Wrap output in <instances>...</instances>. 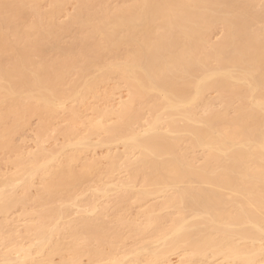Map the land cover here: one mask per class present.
I'll use <instances>...</instances> for the list:
<instances>
[{
    "label": "bare ground",
    "instance_id": "obj_1",
    "mask_svg": "<svg viewBox=\"0 0 264 264\" xmlns=\"http://www.w3.org/2000/svg\"><path fill=\"white\" fill-rule=\"evenodd\" d=\"M39 1L0 0V152H20L13 161L18 172L0 181V215H9L18 203L28 206L31 199L24 206L23 193L34 198L30 189L37 178L42 188L34 200L47 208L39 210L37 223H24L34 243L2 250L0 264H55L60 255V264H80L83 256L91 264H170V255L182 249L187 254L179 264H215L217 257L227 264H264V6L259 8L264 0H122L116 8L108 7L109 0H79L67 23L57 20L66 1L49 0L46 13ZM30 12L35 20L28 23ZM218 26L223 37L213 42ZM114 78L125 84L130 99L120 109L113 102L104 111L89 106L86 97ZM211 92L221 106L208 99ZM69 101L79 103L77 109ZM83 102L89 107L82 108L85 113L99 108L98 117L80 114ZM61 111L74 117L63 119L68 122L66 131L60 130L67 136L63 146L30 154L14 149V137L31 117L40 120L42 139ZM81 115L88 120L81 119L88 122L86 129ZM115 143L124 150L107 155V167L99 166V159L87 160L86 150ZM123 169L129 179L117 181L114 176ZM92 176L100 179L97 184ZM88 179L98 186L87 184L96 190L83 210L76 193L86 197ZM18 181L24 183H19L22 195L16 193ZM116 192L120 206H129L132 194L144 202L140 207L159 194L165 200L141 211L143 223L136 221L139 210L132 215L136 220H127L128 209L122 210L125 214L112 219L111 232L108 220L95 218L101 210L95 196ZM72 207L81 209L74 210L82 214L76 221L67 218ZM170 209L173 213H163ZM121 226L141 240L118 255L117 246L107 249L103 243L125 238ZM66 236L73 240L66 242Z\"/></svg>",
    "mask_w": 264,
    "mask_h": 264
},
{
    "label": "rangeland",
    "instance_id": "obj_2",
    "mask_svg": "<svg viewBox=\"0 0 264 264\" xmlns=\"http://www.w3.org/2000/svg\"><path fill=\"white\" fill-rule=\"evenodd\" d=\"M66 1V8H65V6H64V11L61 13V15H59V17H58V22H63V23H67L68 22V20H70L71 18H70V16L71 15H73L75 12H77V10L79 9V7L81 6V5H79V3H81V2H83V1H81V2H79V0H64V2ZM84 1H90V0H84ZM107 0H105V2H106ZM125 1H127V0H125ZM124 1V2H125ZM124 2H122V0H109L108 2H106L107 3V5H108V7H109V5H111L110 7H112V8H116V5L117 4H119V6H121V5H123V3ZM112 4H113V6H112ZM78 5H79V7H78ZM259 8L262 6H264V1H262L261 2V4L259 3ZM118 7V6H117ZM261 7V8H262ZM39 8H40V10H41V12L42 13H46L47 11H49V9H51V6H50V3H49V0H40L39 1ZM77 8V9H76ZM72 17V16H71ZM35 20V17H34V14L32 13V12H30L29 13V15H28V17H27V19H26V21L28 22V23H31L32 21H34ZM28 23H26V24H28ZM20 24V23H19ZM22 24H25V23H22ZM22 24H20L21 25V27H22ZM62 24V23H61ZM213 35V37H212V41L214 42V41H220L219 39H222V37H223V30H222V28H221V26L219 27H217V30H215L214 31V33L212 34ZM68 36H70L69 37V39H71V35H68ZM64 38V37H63ZM63 38H62V40H63ZM68 38H66L65 37V39H64V42L67 44V41L69 40ZM63 42V41H62ZM61 42V43H62ZM63 42V43H64ZM72 41H69V43H71ZM213 42H211V43H213ZM64 43V46L66 45ZM216 43V42H215ZM62 45V44H61ZM69 44H67L66 46H68ZM72 75H73V77H72ZM72 75H70L71 77H72V79L74 78V80L77 78L76 76H74V74H72ZM70 77V78H71ZM69 78V79H70ZM71 79V80H72ZM68 80V79H67ZM73 81V80H72ZM121 81L119 80V79H117V78H114V79H111V80H109V82L107 81V83H104L103 85H101V87L99 86V88H98V90H97V93H96V95H93V97H90V96H88V97H86V98H88V99H85L86 100V103H88L89 104V106L90 105H93V107L95 106V105H97V106H99L100 107V110H102V108H103V110L102 111H104V110H106V109H104L105 107L104 106H113V104L116 106V107H114L115 109L116 108H121V104H122V102L124 103V102H127L128 101V99H130V98H128V97H130L129 96V94H128V92H129V90H127V88H126V86H125V84L123 85V83H120ZM69 83V82H68ZM71 83V82H70ZM69 83V84H70ZM69 86L67 85V86H65V88H68ZM210 95V96H209ZM95 96V97H94ZM208 96L210 97H208V99H210L213 103L216 101V99H217V94L216 93H214V92H211L210 94H208ZM216 97V98H215ZM213 98H215L214 99V101H213ZM218 100V99H217ZM73 101H69L68 103V105L71 107L72 106V108L74 107V105H75V108L76 107H78L77 105L79 104V103H72ZM113 102V104H111ZM218 102V101H217ZM217 102H216V104H217ZM83 103H85V102H83ZM85 103V104H86ZM108 103H110L111 105H109ZM81 104V103H80ZM88 104H86V105H84V104H81L82 106H79V112H80V114L83 112V113H85V109L87 108H89V107H86V106H88ZM215 104V103H214ZM215 104V105H216ZM219 104H221L220 102H218V104H217V106L219 105ZM69 106H67V107H69ZM216 106V107H217ZM219 106H221V105H219ZM86 107V108H85ZM93 107H91L92 109H93ZM96 107V106H95ZM215 106H214V108H216ZM82 108H84V110L82 109ZM90 108V111L92 110ZM109 108V107H108ZM119 108V109H120ZM221 107H217V109H220ZM71 109V108H70ZM77 109V108H76ZM93 110H95V108L93 109ZM97 110V111H96ZM96 110L95 111H91L92 113H90V111H88V112H86L85 113V115L87 114V116L86 117H88L87 119L88 120H90L89 119V117L91 118L92 117V119L93 118H96V115H97V117H98V110H99V108L97 109L96 108ZM66 111H68V110H66ZM87 111V110H86ZM97 112V113H96ZM145 112V111H144ZM143 112V113H144ZM67 113H69L70 114V112L68 111ZM66 112L63 114L62 113V111L60 112V115L58 116V119H56V121L54 122V123H52L51 122V124H53V128L50 126V131H48V129L46 130V131H48V133H47V135L44 137H42V139H41V137L39 136V133H40V131H39V126H40V120L37 118V117H35V118H33V117H31V119H30V125L27 127V128H25V130L23 131L22 130V133L19 135V136H16V137H14L15 139H13V141H14V143H12V145H15V147H14V149L17 147V149H18V147L19 148H22V150H20V151H23V153L25 154V153H29L30 154V152L29 151H32V153H34L35 152V150H37L38 151V149L40 148V147H43L44 149H48L49 148V150H53V149H55V148H60V144L59 143H61L62 145L61 146H63L64 144V142L65 141H67V140H65L64 142H63V140L64 139H66L67 138V136H65V138H64V134L62 135L61 134V132H60V130L61 131H63L64 129H65V126L67 127V125H68V122H65V121H67V120H63V119H65V118H68V116H71V115H69V114H67ZM83 113H82V115H83ZM96 114V115H94V114ZM59 114V113H58ZM65 114H67V115H65ZM90 114H93V116H88V115H90ZM65 115V116H64ZM81 115V117H79L78 118V120H80L81 122L85 119V120H87L86 119V117H84V119L82 118L83 116ZM84 115V116H85ZM145 115H147V116H145L144 118H147V117H149V114L147 113V111L145 112ZM67 116V117H66ZM73 116V115H72ZM72 116H71V118H72ZM70 118V117H69ZM69 118H68V120H69ZM74 118V117H73ZM72 118V119H73ZM111 118H112V116H111ZM72 119H71V121H72ZM81 119H83V120H81ZM87 120V121H88ZM1 121V120H0ZM64 121V122H63ZM70 121V123H71V125H72V122ZM80 121H78V123H79V129H78V131L79 132H81L82 130L81 129H83L84 128V125L83 124H80L81 122ZM87 121H84V122H86V124H85V129H86V126H87ZM116 121H117V118H115V116L113 117V119L112 120H110V122H109V124L111 125V123L112 124H114V123H116ZM144 121V120H143ZM84 122H82V123H84ZM0 123H2V122H0ZM70 123H69V125H70ZM144 123H145V121H144ZM2 126H3V123L1 124ZM70 125V126H71ZM89 125V124H88ZM69 126V127H70ZM62 127H64V128H62ZM63 130H62V129ZM77 128V127H76ZM59 130V131H58ZM84 130V129H83ZM88 130V129H87ZM65 131H66V129H65ZM64 132V131H63ZM66 133V132H65ZM83 134L84 133H88L89 134V132H87V131H85V132H82ZM81 133V134H82ZM42 133H40V135H41ZM87 134V135H88ZM44 135V134H43ZM67 135V134H66ZM85 135V134H84ZM42 136V135H41ZM102 137H105V135H103V136H101V137H92V140H93V142L94 143H96L100 138H102ZM72 139L74 138V136L73 137H71ZM39 139H41V141L39 140ZM42 142L40 145L41 146H39V144H37L38 145V148H36V142ZM39 142V143H40ZM43 144V145H42ZM13 147V146H12ZM46 147V148H45ZM94 148V149H93ZM93 148H91L90 150H88V152H87V150H86V152H85V154H87L88 156H86V155H84V159L86 160V158H85V156L86 157H88L87 158V160L88 161H92V160H90V159H93V161H95L96 159H99V166H101L102 168H104V167H107L108 166V163H109V161L107 160V155H109V154H112V153H114V154H116L117 152H119V154H120V152L122 153V151L124 150V148H123V146H122V144H120V143H118V144H116L115 143V145H112L111 147H107V146H102V147H93ZM110 148V149H109ZM6 149V148H5ZM4 149V150H5ZM16 149V150H17ZM24 149V150H23ZM34 149V150H33ZM93 149V150H92ZM96 150V151H95ZM19 150H17V152H18ZM25 151V152H24ZM89 151H91V152H89ZM94 151V152H93ZM15 152V150H13V149H7V151H2V149H1V152H0V173H2V174H0V175H2V177L0 178L1 180L0 181H4L5 179H7V177H9V176H11V174L12 175H14L15 173L14 172H18V170L16 169V168H14V166H13V161H15L16 160V157H18L19 156V153L20 152ZM22 154V153H21ZM114 154H112V155H114ZM118 154V153H117ZM200 155V157H198L197 155ZM26 155H28V154H26ZM25 155V156H26ZM195 157L196 158H199V160L201 161V159L203 158V156L201 157V155H202V151H198L197 153H195ZM204 155V154H203ZM91 157H93V158H91ZM201 158V159H200ZM101 161V162H100ZM198 161V160H197ZM199 162V161H198ZM201 162H199V164H200ZM78 168H81L80 166H78ZM77 168V169H78ZM106 169V168H105ZM80 170V169H79ZM104 170V169H103ZM125 169H123V171L122 170H120V171H118L116 174H115V176H114V178H118L117 179V181L118 180H120V179H122V181H123V179L125 180L126 178H128L129 177V175L127 174V172L125 171ZM7 174L6 175V177H5V174ZM98 175V174H97ZM94 176H96L95 175V173H94ZM94 176H92V178L94 179V181H95V184H97V182L100 180L99 178L97 179H95L94 178ZM99 176V175H98ZM97 176V177H98ZM5 178V179H4ZM120 178V179H119ZM39 178H37V179H35V181L36 182H33V184L35 185H33L34 187L32 188V189H30L31 190V196L33 195V197L34 198H30V195H28L29 194V191H28V194H25V192L27 193V191L25 190V189H22V186L23 185H20L21 183H23L22 181H21V183L18 181V183L17 184H19L20 186H18L17 188H19L18 189V192H16V193H18V194H21L22 195V193H23V191L22 190H25V192L23 193V195H25L24 196V198L27 196V199L25 198V200H24V202H23V204H24V206H26V204L28 205V206H26V207H22L21 205H19V203H18V207H16V209H11V211L9 212L10 214L8 215V213L7 214H5L4 216L2 215V217H1V215H0V224H2L3 225V228L1 229V232H0V252H6L7 250H9L10 248H12L13 246L12 245H14V244H22V245H24L25 247H28L29 246V244H31L32 245V243H34V240L32 239V236H30V235H28V237H27V235L25 234L26 233V230L24 229V225L25 224H31V220L32 221H34V222H32V223H37L38 221H37V219H35L36 217H38V212H39V210L41 211L42 209H43V211H44V209H47V208H41L43 205H40L39 204V201L38 202H36L35 200H37L36 198H35V196L37 195V194H39V193H37L38 192V190H40L41 188H42V185H40L41 183H39V181H40V179L38 180ZM92 179V180H93ZM129 179V178H128ZM127 179V180H128ZM126 180V181H127ZM87 181V180H86ZM85 181V182H86ZM88 181H91V179H88ZM94 181H91V182H89V183H85V187L87 186V184H88V186L90 185H94V188H96L95 187V184H94ZM106 181V180H105ZM101 183V184H100ZM100 183H98L99 185H102V182H100ZM139 183V184H138ZM136 185V190H138V188L139 187H141L140 186V182H138ZM24 184V183H23ZM142 185V184H141ZM83 186V185H82ZM83 186V189H88V186L85 188ZM89 186V187H90ZM139 186V187H138ZM41 187V188H40ZM101 187V186H100ZM21 188V189H20ZM23 188H25V187H23ZM38 188H40V189H38ZM36 189V190H35ZM38 189V190H37ZM82 188H81V190H83ZM87 189H86V191H87ZM90 189V188H89ZM88 189V190H89ZM91 189H92V191L94 190H96V189H93V186L91 187ZM140 189V188H139ZM136 190H134V193L136 192ZM16 191H17V189H16ZM22 191V192H21ZM80 191V190H79ZM84 191V190H83ZM90 191V192H89ZM88 192H86L85 194V196L86 197H84L83 195V197L82 196H80V194H79V192L78 193H76V195H79L78 197L75 195V197H77V202L79 203L78 205H81L80 207H82L83 206V208H81V209H88V208H86L85 206H87V204H89L90 202V197L91 196H94L93 195V192L91 191V190H89ZM21 192V193H20ZM37 194H36V193ZM82 192V191H81ZM80 192V193H81ZM92 192V193H91ZM114 192V191H113ZM117 193V192H116ZM116 193H108V195L109 196H106V197H104V196H102V195H100V194H97L96 196H95V198H96V200H98V203H97V201L96 200H92V201H96V203L99 205V207H98V209L100 210L99 212H98V210H97V214L95 213V215H97V216H95V218L97 217V219H98V215L99 216H101V218L102 217H104V219H102L103 220V222H105V221H107L108 222V224L107 225H110L109 226V228L111 229V232H113V230L116 228V225L114 224L115 223V221H114V223H113V220H115V218H116V214H118V217L119 216H121L120 214L121 213H123V214H125L124 212H126V211H122V210H127L128 209V211L126 212V218H127V220H129V216H130V219L132 220V218L134 219V217L135 216H138V217H136V219H134V220H136V221H138L139 222V217H140V213H141V211L142 210H144V209H147V207L149 206V207H151L150 205H154V204H156V203H161V202H163V199L165 200V195L164 194H159L158 196H155L154 198H152V197H150L149 199H148V202H147V200L145 201V206H143V207H140V206H142L141 204H143L144 205V202L142 203V202H136V198H134L133 196L135 195V194H132V193H130V195L132 194L133 196H130L131 198H130V200L132 199V201H130V205L129 206H127V202H126V204L124 203V202H122L123 204L120 206L119 205V203H118V198L120 197L119 196V193H117L118 194V197H117V194ZM36 194V195H35ZM90 194H91V196H90ZM94 194H96V193H94ZM21 195H18L17 196V198H19ZM120 195H122V194H120ZM28 196H29V198H28ZM38 196V195H37ZM36 196V197H37ZM127 196V195H126ZM128 196H129V194H128ZM22 197L23 196H21V198L20 199H22ZM87 197H88V200H86L87 199ZM23 198V199H24ZM94 197H92V199H95ZM121 198V197H120ZM29 199H31V201H27L28 203H26L25 204V202H26V200H29ZM33 199V200H32ZM35 199V200H34ZM33 201V202H32ZM84 201V202H83ZM107 201H108V203H107ZM117 203H116V202ZM123 201V200H122ZM31 202L33 203V204H31ZM86 202V203H85ZM120 202V201H119ZM102 203V204H101ZM106 203L108 206H105V208H106V210L104 211L103 210V212H104V214L102 213V209H104L103 207H104V204ZM113 203H114V205L117 207V209L115 210L114 209V206H113ZM129 203V202H128ZM39 204V208H41V209H39L38 207H33V209L31 210V208H32V206H37ZM57 204V203H56ZM56 204H54V205H56ZM60 204V203H59ZM59 204H57L56 205V207H58L59 206ZM118 204V205H117ZM85 205V206H84ZM102 205H103V207H102ZM112 205V206H111ZM152 205V206H153ZM156 205H158V204H156ZM17 206V205H16ZM41 206V207H40ZM46 206V205H45ZM47 207H49L48 205H47ZM52 207H53V205H52ZM80 207H79V209H80ZM108 207V208H107ZM119 207H121L120 209H121V211H120V209H119V212L117 211L118 210V208ZM140 207V208H139ZM23 208V209H22ZM35 208V209H34ZM50 208H51V206H50ZM50 208H48V209H50ZM54 208V207H53ZM73 208V207H72ZM72 208L70 209V211H69V217H67L69 220H73V221H76V219L78 220V218L79 217H81L82 216V214H81V216H80V214L78 215V213H80V210L79 209H77L76 210V207H74L73 208V210H72ZM142 208V209H141ZM112 210V212H111V210ZM141 209V210H140ZM35 210H36V213H34V218H33V216L32 215H30V216H28L29 214H32V212H35ZM74 210H76V211H78V213L76 212V211H74ZM137 210H139L138 212H139V214H137L136 212H137ZM28 211V212H27ZM110 212V213H109ZM118 212V213H117ZM143 212V211H142ZM168 212H170V213H168V214H171V212L173 213V210L172 209H170V210H166V211H164L163 213H165V214H167ZM28 213V214H27ZM73 213V214H72ZM100 213V214H99ZM134 213H136L135 214V216L133 217L132 215H134ZM35 214H37V216H35ZM101 214H103V216L101 215ZM6 215H8V217L6 216ZM74 215V219H73V216ZM79 217H78V216ZM109 215V216H108ZM116 215V216H115ZM10 216V217H9ZM32 216V217H31ZM70 216L72 217V219H70ZM93 216V217H94ZM112 216H113V218H112ZM132 216V217H131ZM29 217H30V219H29ZM78 217V218H77ZM8 218V219H7ZM101 218H100V220H101ZM7 219V220H6ZM80 219V218H79ZM113 219V220H112ZM143 219V221H142V223L144 222V218H141V220ZM26 220V221H25ZM30 220V221H29ZM110 220H112V222L110 221ZM140 220V221H141ZM6 221V222H5ZM9 221V223L8 224H6L7 222ZM10 221H12L13 223H14V226L16 227V229L14 228V226L11 224L12 222H10ZM23 221V222H22ZM66 221H68L67 219H66ZM65 221V222H66ZM109 221L113 224V226H112V224L111 223H109ZM3 222V223H2ZM30 222V223H29ZM25 223V224H24ZM139 223H141V222H139ZM11 225V226H10ZM13 226V227H12ZM24 226V227H23ZM115 226V227H114ZM9 227H12V229H9ZM16 230V232L17 233H15L14 234V229ZM23 228V229H22ZM121 228V230H119V233L120 232H122L124 235L125 234H127L126 236H125V238L127 239L124 243H121L120 241L122 240L123 241V238H120V241L119 240H117V241H113V240H110V241H107V239L105 238L104 239V243H103V246L105 245V247L107 246V249L109 248V247H112V246H114V249H115V246H117L118 247V255H119V251H120V253L122 252V251H124L125 249H128V247L130 246V248L131 247H133V244H135L134 246H138V244L137 243H139L140 242V240H141V238H139V237H137V236H134V234L133 235H131L132 233H131V229L130 228H128V227H126V226H121L120 227ZM126 228V229H125ZM8 230H10V231H8ZM12 230V231H11ZM23 230H25L24 232H23V237L21 236H19V234L20 235H22V231ZM11 232V233H10ZM11 235H10V234ZM14 235H13V234ZM122 233H121V235H122ZM18 234V235H17ZM25 235H26V237H25ZM123 235V236H124ZM3 236H4V238L5 239H2L3 238ZM9 236H12V240H10L8 237ZM20 238H19V237ZM130 238H129V237ZM18 237V238H17ZM131 237H133V238H131ZM25 238L27 239V240H25ZM124 238V239H125ZM137 238H139V240L137 239ZM8 239V240H7ZM30 239V240H29ZM10 240V241H9ZM15 240V241H14ZM25 240V241H24ZM33 240V241H32ZM73 240V239H72ZM72 240H70L69 239V237L68 236H66V242H70V241H72ZM149 240V239H148ZM31 241V242H30ZM111 241H113V242H111ZM155 241V240H154ZM7 242V243H6ZM21 242H23V243H21ZM29 243V244H28ZM2 245H4V247L2 246ZM27 245V246H26ZM7 246V247H6ZM3 247V248H2ZM8 247H10V248H8ZM30 247V246H29ZM92 247L93 248H96V245H92ZM34 248V247H33ZM123 249V250H122ZM2 250H4V251H2ZM117 250V249H116ZM122 250V251H121ZM108 251V250H107ZM116 252V251H115ZM186 252L182 249V250H178V251H176V252H174V253H172V255H170V258H169V263L170 264H179L184 258H185V256H186ZM61 256V255H60ZM60 256H56L55 258H54V261L56 262V263H61V261H62V259H61V257ZM121 256V255H120ZM88 256H83L82 258H81V261H80V264H91V262H90V258L88 259L87 258ZM40 258V257H39ZM64 258L65 259H69L70 257L68 256V255H65L64 256ZM107 262H109V260H103L101 263H107ZM213 262H216L215 264H227L228 262H226V259H224V258H222V257H217V258H215V259H213ZM55 263V264H56ZM59 263V264H60Z\"/></svg>",
    "mask_w": 264,
    "mask_h": 264
}]
</instances>
